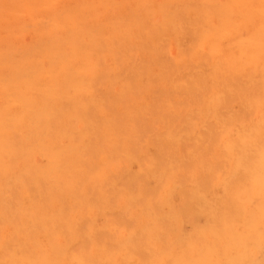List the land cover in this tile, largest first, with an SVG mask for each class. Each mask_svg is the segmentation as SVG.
<instances>
[{
  "label": "rangeland",
  "instance_id": "rangeland-1",
  "mask_svg": "<svg viewBox=\"0 0 264 264\" xmlns=\"http://www.w3.org/2000/svg\"><path fill=\"white\" fill-rule=\"evenodd\" d=\"M0 264H264V0H0Z\"/></svg>",
  "mask_w": 264,
  "mask_h": 264
}]
</instances>
